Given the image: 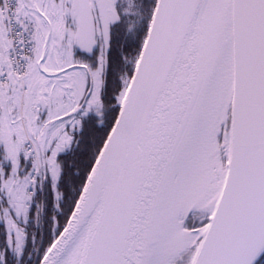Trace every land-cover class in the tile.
<instances>
[{
    "label": "snow or ice",
    "instance_id": "obj_1",
    "mask_svg": "<svg viewBox=\"0 0 264 264\" xmlns=\"http://www.w3.org/2000/svg\"><path fill=\"white\" fill-rule=\"evenodd\" d=\"M0 264H264V0H0Z\"/></svg>",
    "mask_w": 264,
    "mask_h": 264
}]
</instances>
